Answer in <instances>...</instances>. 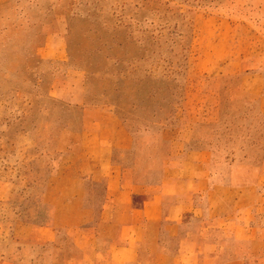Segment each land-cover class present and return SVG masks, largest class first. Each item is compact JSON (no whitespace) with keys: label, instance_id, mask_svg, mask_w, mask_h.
I'll use <instances>...</instances> for the list:
<instances>
[{"label":"rangeland","instance_id":"374dc122","mask_svg":"<svg viewBox=\"0 0 264 264\" xmlns=\"http://www.w3.org/2000/svg\"><path fill=\"white\" fill-rule=\"evenodd\" d=\"M30 16L18 33L0 30V264L30 263L33 225L52 228L56 260L82 240L80 206L69 201L90 179L79 183L71 150L92 107L57 97L53 80L79 82L84 105L109 103L134 137L189 116L219 117L215 178H253L264 115L226 102L239 101L230 91L239 76L264 71V0H31ZM44 48L62 55L52 68L39 62ZM221 195L232 215L242 207L235 200H248L237 190Z\"/></svg>","mask_w":264,"mask_h":264},{"label":"crops","instance_id":"0c3cea01","mask_svg":"<svg viewBox=\"0 0 264 264\" xmlns=\"http://www.w3.org/2000/svg\"><path fill=\"white\" fill-rule=\"evenodd\" d=\"M46 51L39 62L62 59ZM52 86L60 89L57 97L92 107L71 150L78 155L79 183L89 178L90 185L69 201L80 206L76 252L56 260L52 228L33 225L29 264H264V152L251 180L224 183L215 178L212 160L219 117L189 116L134 137L109 103L84 105L76 80ZM231 88L239 101H227L228 109L254 104L264 115L263 70L244 73ZM106 124L109 132L100 133ZM231 190L248 193L247 201L235 200L233 208L242 207L233 215L221 195Z\"/></svg>","mask_w":264,"mask_h":264},{"label":"clouds","instance_id":"9594fccd","mask_svg":"<svg viewBox=\"0 0 264 264\" xmlns=\"http://www.w3.org/2000/svg\"><path fill=\"white\" fill-rule=\"evenodd\" d=\"M31 0H0V30L15 34L30 22Z\"/></svg>","mask_w":264,"mask_h":264}]
</instances>
